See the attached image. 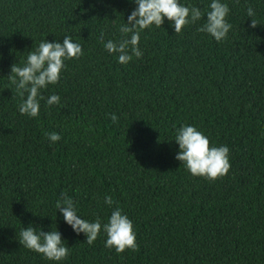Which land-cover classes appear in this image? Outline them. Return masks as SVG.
<instances>
[{
  "label": "trees",
  "instance_id": "obj_1",
  "mask_svg": "<svg viewBox=\"0 0 264 264\" xmlns=\"http://www.w3.org/2000/svg\"><path fill=\"white\" fill-rule=\"evenodd\" d=\"M179 2L202 18L179 34L166 18L140 31L142 57L120 64L99 37L126 38L134 0H0V264H264V0H221L232 27L220 42L198 31L212 0ZM65 36L83 54L40 90L37 117L20 114L11 65ZM184 125L229 148L225 176L194 177L175 159ZM61 193L89 222L121 209L138 249L106 248L103 229L89 245L57 210ZM30 224L57 229L67 258L20 245Z\"/></svg>",
  "mask_w": 264,
  "mask_h": 264
},
{
  "label": "clouds",
  "instance_id": "obj_2",
  "mask_svg": "<svg viewBox=\"0 0 264 264\" xmlns=\"http://www.w3.org/2000/svg\"><path fill=\"white\" fill-rule=\"evenodd\" d=\"M134 2L137 7L128 16L126 24L120 27V32L126 38L119 43L111 40L104 43L103 32L99 37L106 51L118 56L120 64L129 63L133 56L142 57L143 53L139 49L140 31L153 25L157 28L161 27L166 18L174 27L175 33L179 34L186 25L195 23L203 15L199 8H189L181 4L179 0H134ZM209 8L206 22L198 31L207 33L220 42L227 37L232 27L226 20L230 10L221 0H212ZM247 15L255 16L251 7L247 9ZM258 25L257 20L252 19L250 27L256 28ZM82 54V46L74 42L71 36H65L62 43L42 41L35 51L29 52L23 67L12 64L8 77L22 98L18 105L20 114L37 117L40 110L38 97L43 99L40 90L50 84H57L61 71L65 67L64 61L79 59ZM25 93H27L26 97ZM59 103L58 95H51L47 99L49 106ZM111 120L116 123L118 117L111 114ZM46 135L51 143L61 139L55 132ZM175 142L179 145L175 159L182 162L192 176L215 181L229 172V148L227 146L210 147L209 139L194 126L184 125L177 129ZM105 203L111 206L112 197L106 196ZM56 208L77 235L85 234L89 245L96 241L103 229L107 237L106 248L115 249L117 254L125 252L126 249L132 251L138 249L133 223L127 215L122 214L121 209L116 208L108 222L102 225L99 219L89 222L80 218L73 199L66 193L60 194ZM18 241L23 247L42 254L49 261L59 262L69 255L68 247L64 246L61 233L57 229L45 232L40 228L37 232L36 228L30 224L21 229Z\"/></svg>",
  "mask_w": 264,
  "mask_h": 264
}]
</instances>
